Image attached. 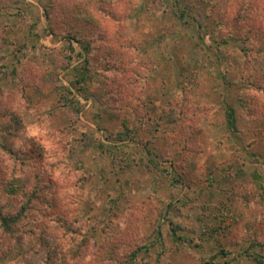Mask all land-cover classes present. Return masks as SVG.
<instances>
[{
    "label": "rangeland",
    "instance_id": "obj_1",
    "mask_svg": "<svg viewBox=\"0 0 264 264\" xmlns=\"http://www.w3.org/2000/svg\"><path fill=\"white\" fill-rule=\"evenodd\" d=\"M0 213V264H264V0H0Z\"/></svg>",
    "mask_w": 264,
    "mask_h": 264
},
{
    "label": "trees",
    "instance_id": "obj_2",
    "mask_svg": "<svg viewBox=\"0 0 264 264\" xmlns=\"http://www.w3.org/2000/svg\"><path fill=\"white\" fill-rule=\"evenodd\" d=\"M76 41H79L77 39ZM85 47V46H84ZM86 48V47H85ZM227 124L229 128H234L235 127V116H234V111L230 107L229 110L227 111ZM14 221V218L8 217L6 215H3L0 213V225L4 228L9 230L12 222Z\"/></svg>",
    "mask_w": 264,
    "mask_h": 264
}]
</instances>
